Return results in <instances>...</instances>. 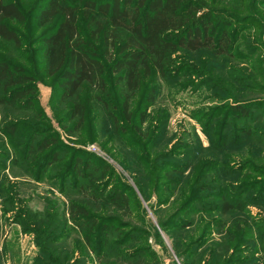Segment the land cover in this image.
<instances>
[{"label": "trees", "instance_id": "16d2710c", "mask_svg": "<svg viewBox=\"0 0 264 264\" xmlns=\"http://www.w3.org/2000/svg\"><path fill=\"white\" fill-rule=\"evenodd\" d=\"M236 9L228 4L221 7L217 0H35L30 16L22 3L0 0V43L20 48L30 29V38L38 45V57L32 63L0 55L1 114L4 117V107L32 114L1 122L0 131L13 149V164L23 166L26 173L35 170L37 181H43L50 170L54 186L67 199L64 208L52 209L53 214L25 210L11 215L24 233L34 236L38 250L31 264H85L82 255L99 264H158L155 253L144 244L145 231L119 218L118 212L128 214L133 207L140 208L135 193L125 185L113 187L107 163L65 145L48 125L36 102L37 83L45 80L51 81L66 107L64 117L70 125L63 128L67 134L82 131L88 116L100 109L110 120L114 140L134 153L141 171L148 169L144 180L138 177L139 170L134 175L144 199H149L150 186L157 206L168 205L173 198L174 209L160 219L163 229L184 230L191 225L188 215L218 211L231 221L223 231V220H217L216 233L225 234L226 251L245 248L257 253L254 231L264 229V220L244 213L250 201L243 198L248 188L258 184L260 195L264 194V179H252L253 174L264 173L253 171L249 162L239 171L229 166L222 153L202 159L195 142L160 148L157 111L152 112L160 82L168 83L175 73L185 71L206 74L196 65L199 55L234 56L245 19ZM235 95L217 118L216 133L226 130L232 119L251 120L252 110L257 109L254 101ZM221 134V139L232 140L235 146L251 142L254 134L264 137L244 124L234 134ZM210 135L214 151L221 152ZM240 136L246 139L241 141ZM243 171V180H238ZM213 199L217 200L214 206H205ZM71 233L78 241L63 244ZM197 247L194 242L191 251L185 249V256L199 258Z\"/></svg>", "mask_w": 264, "mask_h": 264}, {"label": "rangeland", "instance_id": "374dc122", "mask_svg": "<svg viewBox=\"0 0 264 264\" xmlns=\"http://www.w3.org/2000/svg\"><path fill=\"white\" fill-rule=\"evenodd\" d=\"M15 1L22 3L32 16L35 0ZM217 3L221 7L228 4L238 8L234 11L241 18H245L241 21L242 32L239 34L242 35V39L235 44L234 56L212 59L204 54L199 55L200 60L196 65L206 74H190L185 71L178 75L175 73L174 77L168 79V83L160 82L157 101L152 109V112L157 111V115H154L161 133L157 141L162 142L159 147L163 149H170L173 146L174 149L178 142L185 144L195 142L202 150V159L211 156L215 158L222 153L223 157L227 158L229 166L239 171L245 162H249L253 166V171L264 173V137L254 134L250 139L251 142L239 144V146H235L232 140L228 139L227 141L231 143H226L225 138L221 139V132L234 134L241 124L252 128L256 134L264 133V0H217ZM252 7H254L253 10ZM24 29L25 27H20L21 32H24ZM29 30V33L25 34L26 41L20 48L0 43V55L14 61L28 63L36 61L38 45L31 40ZM50 82L45 80L37 83L36 101L48 125L59 134L65 145L89 152L107 163L113 173V187L125 185L129 192L135 193L140 202V208L137 210L133 207L132 212L128 214L118 212L119 218L145 231L144 244L155 253L158 264H264L263 226L254 231V236L257 238V253L245 248L226 251L225 234L216 233L217 220H223V231H226L231 221L228 215L222 216L218 211L211 214L204 212L188 215L187 220L191 221V225L184 230L163 229L160 219L166 218L174 209L176 202L173 198L168 205L157 206L153 187L150 186L149 199H144L137 188L134 175H137L139 170L138 177L144 180L149 177L148 169L144 168L141 171L134 153L114 140L110 132V120L102 116L100 109L97 108L88 116L87 124L82 131L73 135L67 134L63 128L70 125L64 117L66 107L58 100ZM233 94L240 99L249 98L248 101H254L258 107L252 110L251 120L232 119L226 124V130L216 133L214 130L220 126L216 123L217 118L219 121L225 105L232 101ZM4 108L6 113L3 117L0 112V126L1 122L12 121L15 117L24 115L30 118L29 116L32 115L9 107ZM149 123H154L152 115ZM208 123L209 126H207ZM210 134L215 136V141L223 149L221 152L214 151L215 142ZM240 137L243 138L241 141L246 139L243 136ZM223 140L225 143L219 144ZM2 142L3 145H0V164L2 165L0 167V264H31L38 250L34 236L29 232L24 233L11 215L14 213L18 215L19 211L25 210L32 213L53 214L52 209L64 208L67 199L58 192L57 186H54L50 179L52 175L50 170L43 181H37L34 178L35 170L26 173L23 166L13 164V149L7 144V139L0 131V143ZM92 147L94 150H91ZM245 173L243 171L237 179H242ZM252 179L259 182L264 179V176L253 174ZM259 185L248 188L247 195L243 198L250 201L244 213L247 211L249 217L256 218L258 221L261 218L264 220V194L260 195ZM54 201L57 202L56 206L52 203ZM215 203L217 200L213 199L205 206L212 207ZM10 209L13 210L12 213L8 212ZM237 215L244 214L239 212ZM263 223L261 225H264ZM38 226L42 225H36ZM77 241L78 237L71 233L64 238L63 244L71 246ZM194 242L198 244L196 253L200 254L199 258L185 256L187 254L184 252L185 249L191 251L189 249ZM80 260L85 264H99L95 258L85 255H82Z\"/></svg>", "mask_w": 264, "mask_h": 264}, {"label": "built area", "instance_id": "2783aa9c", "mask_svg": "<svg viewBox=\"0 0 264 264\" xmlns=\"http://www.w3.org/2000/svg\"><path fill=\"white\" fill-rule=\"evenodd\" d=\"M91 150H94V148L92 147Z\"/></svg>", "mask_w": 264, "mask_h": 264}]
</instances>
